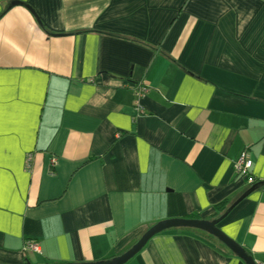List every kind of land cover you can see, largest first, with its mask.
Returning <instances> with one entry per match:
<instances>
[{
	"label": "crops",
	"instance_id": "0c3cea01",
	"mask_svg": "<svg viewBox=\"0 0 264 264\" xmlns=\"http://www.w3.org/2000/svg\"><path fill=\"white\" fill-rule=\"evenodd\" d=\"M223 202L264 264V0H0V264L110 261ZM189 230L125 264H244Z\"/></svg>",
	"mask_w": 264,
	"mask_h": 264
},
{
	"label": "water",
	"instance_id": "95a60500",
	"mask_svg": "<svg viewBox=\"0 0 264 264\" xmlns=\"http://www.w3.org/2000/svg\"><path fill=\"white\" fill-rule=\"evenodd\" d=\"M240 199H238L231 207L233 208ZM228 208V210H229ZM227 210V212H228ZM226 212V214H227ZM226 214L221 216L218 220L214 221H206V220H194V219H169L165 221H161L151 226L142 236L141 238L125 253L122 255L111 259L110 261L95 263V264H125L128 260H130L133 256H135L144 245L150 240L153 236L169 229H178V228H186V229H195L202 232H205L212 237H214L218 242H220L225 248H227L232 254L238 257L244 264H257L253 259L245 253V251L240 248L236 243H234L230 238H228L224 233H222L217 224L221 218H223ZM25 264H29L26 262Z\"/></svg>",
	"mask_w": 264,
	"mask_h": 264
},
{
	"label": "built area",
	"instance_id": "2783aa9c",
	"mask_svg": "<svg viewBox=\"0 0 264 264\" xmlns=\"http://www.w3.org/2000/svg\"><path fill=\"white\" fill-rule=\"evenodd\" d=\"M144 91H145V87H139L138 91H137L138 96H141ZM28 159H30V158H28ZM51 162L54 163V160H51ZM250 167H251V161L247 158L246 154L244 152H242L238 156L237 160L234 163L235 173L246 175L248 173V170L250 169ZM247 182H248V184H252L253 178L251 176H247ZM24 248L26 251H30V252L35 253V254H39V252H40L38 244L33 242V241H27L25 243Z\"/></svg>",
	"mask_w": 264,
	"mask_h": 264
},
{
	"label": "trees",
	"instance_id": "16d2710c",
	"mask_svg": "<svg viewBox=\"0 0 264 264\" xmlns=\"http://www.w3.org/2000/svg\"><path fill=\"white\" fill-rule=\"evenodd\" d=\"M215 210H216V216L218 215V217H221L223 216L224 214H226L227 210H228V206H227V202H223V203H220L218 204L216 207H215ZM190 218L194 219V220H199L196 216H190ZM189 231H193L195 232L196 230H192L190 229ZM198 232H200L198 230ZM200 233H204V232H200ZM204 234H207V233H204ZM208 235V234H207ZM210 236V235H209Z\"/></svg>",
	"mask_w": 264,
	"mask_h": 264
}]
</instances>
